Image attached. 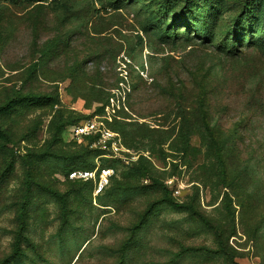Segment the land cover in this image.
<instances>
[{
	"label": "rangeland",
	"instance_id": "1",
	"mask_svg": "<svg viewBox=\"0 0 264 264\" xmlns=\"http://www.w3.org/2000/svg\"><path fill=\"white\" fill-rule=\"evenodd\" d=\"M0 264H264V0H0Z\"/></svg>",
	"mask_w": 264,
	"mask_h": 264
},
{
	"label": "built area",
	"instance_id": "2",
	"mask_svg": "<svg viewBox=\"0 0 264 264\" xmlns=\"http://www.w3.org/2000/svg\"><path fill=\"white\" fill-rule=\"evenodd\" d=\"M97 135L100 142L112 141V145H116V140L105 128H102L96 120H88L80 123L74 127V136L82 138L83 136ZM112 168H95L94 170H73L69 173V178L72 180L89 181L93 180L95 183L96 193H100L109 183V177L112 175Z\"/></svg>",
	"mask_w": 264,
	"mask_h": 264
},
{
	"label": "trees",
	"instance_id": "3",
	"mask_svg": "<svg viewBox=\"0 0 264 264\" xmlns=\"http://www.w3.org/2000/svg\"><path fill=\"white\" fill-rule=\"evenodd\" d=\"M21 97H18L17 99H15V100H21L20 99ZM200 104V103H199ZM199 106L200 105H198V108H199ZM197 107V106H196ZM198 113H199V116L201 117V119H202V121H203V125L207 128L206 130H209V124H208V118L210 117V114H209V112H208V109H206L205 108V106H203V107H201V108H199L198 110ZM89 136H94V137H98L97 135H89ZM89 136H87V137H89ZM72 156V155H71ZM75 156V158H79V157H82V154L81 153H76L75 155H73L72 157H74ZM83 161H85V163H86V158H84L83 159ZM111 165H103V166H97L99 169L100 168H111L110 167ZM97 167H87V166H85V167H82V168H76V167H73V168H71L69 171H68V177H69V173L71 172V171H73V170H77V169H80V170H94L95 168H97ZM72 180V179H71ZM74 181H82V180H74ZM83 182H90V183H94L93 182V180H89V181H83ZM30 187V186H29ZM93 187H94V189H95V185L93 184ZM106 188V187H105ZM105 188H104V190H105ZM102 192H104V191H102ZM102 192H100V193H98L97 195H99V194H101ZM20 216H21V227H23L24 226V223H25V221H24V211H22L21 213H20ZM20 248V241H19V237L17 238V249H19Z\"/></svg>",
	"mask_w": 264,
	"mask_h": 264
}]
</instances>
